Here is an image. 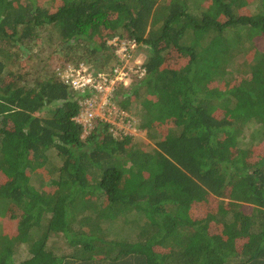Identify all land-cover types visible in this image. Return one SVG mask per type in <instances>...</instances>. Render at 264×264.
Segmentation results:
<instances>
[{
	"label": "trees",
	"instance_id": "1",
	"mask_svg": "<svg viewBox=\"0 0 264 264\" xmlns=\"http://www.w3.org/2000/svg\"><path fill=\"white\" fill-rule=\"evenodd\" d=\"M116 36L146 73L109 99L152 147L85 129L98 93L58 74ZM0 264H264V0H0Z\"/></svg>",
	"mask_w": 264,
	"mask_h": 264
},
{
	"label": "built area",
	"instance_id": "2",
	"mask_svg": "<svg viewBox=\"0 0 264 264\" xmlns=\"http://www.w3.org/2000/svg\"><path fill=\"white\" fill-rule=\"evenodd\" d=\"M108 44L112 46L115 57L118 59L117 64L111 69L95 70L87 62L68 63L64 68L59 67L57 69L62 79L74 89H92L98 93L92 98H87L83 103L84 109L78 120L83 123L85 129L93 126L94 119L100 116L99 111H97L100 97L104 96L107 98L105 104L109 109V113L107 111L108 114L106 116L100 117L111 122V120L107 119V115L109 116L110 112H116L118 109L115 104L110 102L111 92L117 89L119 84L122 83L128 86L132 77L141 79L146 73V69L143 67L144 61L141 62L137 59L141 54L137 40L116 36L109 40Z\"/></svg>",
	"mask_w": 264,
	"mask_h": 264
},
{
	"label": "rangeland",
	"instance_id": "3",
	"mask_svg": "<svg viewBox=\"0 0 264 264\" xmlns=\"http://www.w3.org/2000/svg\"><path fill=\"white\" fill-rule=\"evenodd\" d=\"M79 51L82 52V51H84V49L81 47L79 49ZM52 52H53V48H52V50L46 49L42 52L43 56H49L47 59L46 68H47V70H50V71L52 70L53 64L56 65L59 62H63L66 60L65 55H63V54L57 55L56 52L55 53H52ZM38 57L39 56H36V62H33L30 59H28L27 62H25V64H28L29 71L31 73H33V76L31 77V79H34L37 74L42 73L40 64H39V67L37 65L39 63L37 61ZM137 59L140 60L141 62L145 61V56L143 54H140V56H138ZM87 61H89L88 58H87ZM94 61L97 62V59H94ZM243 61H245L244 58L242 56H239L238 57L239 64H243ZM69 63H75V62H69ZM39 68H40V71H39ZM106 100H107V98L104 96L99 98L98 105H97V111H99L98 113L100 116H106V114L109 113V109H108L107 105L105 104ZM107 111H108V113H107ZM125 118H128V120L126 121ZM107 119L111 120V122L115 123L116 126L122 131L121 133L132 135L136 139L137 144L143 146L144 148L148 147L147 145H151V147L154 146L149 141V139L147 138L146 130L140 128V126L138 124V118L136 116L132 115L130 112H120L117 109L116 112H110V115L109 116L107 115ZM118 136H121V135L118 134ZM243 136H245V135L243 134ZM250 145H252V144L249 143L247 146H250ZM54 166H56L55 163H54ZM54 166H53V170L55 169ZM54 176H56V175H54Z\"/></svg>",
	"mask_w": 264,
	"mask_h": 264
}]
</instances>
